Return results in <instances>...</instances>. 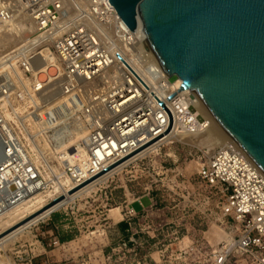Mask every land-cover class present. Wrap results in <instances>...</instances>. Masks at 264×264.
I'll return each instance as SVG.
<instances>
[{
  "label": "built area",
  "instance_id": "1",
  "mask_svg": "<svg viewBox=\"0 0 264 264\" xmlns=\"http://www.w3.org/2000/svg\"><path fill=\"white\" fill-rule=\"evenodd\" d=\"M25 19L32 33L0 57V219L47 189L29 139L55 146L67 134L54 110L41 104L48 94L83 100L73 115L85 129L78 143L82 153L64 171L75 185L106 174L130 155L161 149L172 135L209 127L210 119L197 112L186 91H168L170 79L150 68L143 29H128L108 0H0V28ZM43 49L52 52L58 74L39 67ZM21 105L31 115L25 117ZM198 176L220 191L238 230L207 264H241L238 257L264 264V174L229 144L213 153ZM135 216L126 210L127 219ZM31 253L18 245L14 258L0 264H36Z\"/></svg>",
  "mask_w": 264,
  "mask_h": 264
},
{
  "label": "rangeland",
  "instance_id": "2",
  "mask_svg": "<svg viewBox=\"0 0 264 264\" xmlns=\"http://www.w3.org/2000/svg\"><path fill=\"white\" fill-rule=\"evenodd\" d=\"M1 33L8 41L0 44V57L26 39L22 34ZM45 50L49 51L44 49L41 52L43 57H46ZM41 62L45 63L46 58ZM175 80V77L170 78L171 82ZM53 94H48L43 100ZM21 111L24 116L31 114L26 106H22ZM59 113L57 115L62 114ZM68 140L73 146L79 143L80 136L76 138L72 133ZM36 143L40 149L46 147L42 154L35 153L33 160L43 179L48 180L45 192H51L55 184L64 179L67 166L46 139H39ZM217 150L208 153L206 149L190 148L178 142L161 147L74 198L69 205L76 203L77 218L84 227L73 231V241L54 248L50 241L52 237L44 234V249L42 245L37 247L36 242L41 237L39 228L48 215L26 229L13 244L0 249V261L13 259L20 245L24 250H33L29 257H33L36 264H207L213 251L220 249L229 238L238 237L236 223L224 210L225 198L218 189L207 186L198 176L199 168ZM59 194L41 195L39 204L32 209L44 206ZM140 198L151 199V203L143 199V205H148L144 212L118 225L108 228L102 218L88 217L93 215L92 210H111ZM134 208L140 209L138 206ZM65 209L60 208L54 214L59 215ZM238 259L241 264H252L246 257Z\"/></svg>",
  "mask_w": 264,
  "mask_h": 264
},
{
  "label": "water",
  "instance_id": "3",
  "mask_svg": "<svg viewBox=\"0 0 264 264\" xmlns=\"http://www.w3.org/2000/svg\"><path fill=\"white\" fill-rule=\"evenodd\" d=\"M108 1L128 29L141 23L151 55L181 81L177 92L191 91L264 174V0Z\"/></svg>",
  "mask_w": 264,
  "mask_h": 264
},
{
  "label": "bare ground",
  "instance_id": "4",
  "mask_svg": "<svg viewBox=\"0 0 264 264\" xmlns=\"http://www.w3.org/2000/svg\"><path fill=\"white\" fill-rule=\"evenodd\" d=\"M139 24H140L139 30H141L142 29L141 23L139 22ZM32 31H33V25L29 21V19H25V20H22V21H19L16 23H12V25L7 29L0 28V44L8 41L7 39H5V37L3 38L1 32H5V33L10 32V33H15V34L17 33L18 35H21V34L24 35V38H26V39H22L21 43L23 44L28 39L27 35L32 33ZM143 33H144V31H143ZM145 38H146V36H145ZM146 45L148 47L147 43H146ZM44 53H45L46 57L43 58V62H45V58H46V62L42 64V62L39 58V60H38L39 61L38 62L39 67L41 65L46 64L49 67V69H51V71L49 73L52 76L55 75L56 73L58 74L59 67L55 63V59L53 60L54 57H53L52 52L50 50L49 51L45 50ZM41 57H43V56L41 55ZM150 57H151L150 68L153 71L156 70L158 72H161L166 77V79L169 81L170 77L165 73V71L162 69V67L157 62V60L151 55V53H150ZM180 83H181V81L178 78H176V80L173 82H169V84H166L168 86V91H172L173 89L180 87ZM186 93L189 95V98L193 102L197 112L199 114H201L203 117L210 119L208 117V115L205 113V111L203 110V108L200 106L198 101L196 100V97L193 95V93L189 90L186 91ZM41 104H43V106H45L46 110L48 109V111H50L51 109L54 110V115L56 118V124L62 125L61 130L65 131V133H67L66 136H64L61 139L59 144H57L55 146H53V144H51L53 149L59 154V156H60L59 159H61V161H63L64 166H65V163L67 166V162L72 163L73 158L79 157L80 153H82L78 143L72 146L71 144H69L70 140H68V138L72 135V133H74L76 135V138H79V136H80V139H81V136L85 131L82 124L73 119V115L81 107L80 101L78 100V98L75 94L64 95V94H61L60 92H58V93H55L52 96L48 97L46 101L43 100ZM59 112L62 114H60ZM58 113L60 115H57ZM41 114L45 115L46 112L45 113L41 112ZM29 115H31V114H28L25 117H28ZM31 120H33V121L36 120L35 115L32 116ZM19 121H22V120L20 119ZM47 121H48V119H46V123H47ZM20 127L21 128L23 127L22 123H21ZM59 132L60 131H58L57 133H59ZM23 133L26 136V132L24 131ZM29 141H30V145L33 148L34 152H36V155L38 153H40L43 149L46 148L45 147V148L40 149V148H38L39 142L38 143H36V141L32 142L31 139H29ZM173 142H178V143H181L182 145L188 146L190 148H196L199 150L206 149L208 153L210 150L219 149V148L224 147L225 145L232 144L225 137V135L221 132V130L217 127V125L211 119H210V125L206 130L199 132L195 135H192V134H175V135H172L167 140V142L164 144L170 145ZM188 142L192 143V144H189ZM74 147H76V149H74ZM47 150H48V148H47ZM149 152L150 153H148V151L142 150L139 154H133V155H130V156L122 159L118 165L114 166V168L111 169L110 171H108L106 174H103V175L98 176L96 178L93 177L94 179L91 178L92 181L90 180V183L86 184L84 187L80 188L79 190H77L75 192H72V191L78 185H75L74 182H71L68 178L64 177V179H62L60 182H57L55 184L54 188H52L53 191L49 188L51 190V192H48V191L45 192L47 194H52L53 192H56L58 194L60 193L56 198H52V201L55 199H58L59 197H63L60 201H58L56 204H54L51 207H49L48 205L52 201L45 204L44 206L39 207L36 210H33L32 208L34 207L35 204L38 203L39 197H41V195H43L45 193L44 192H38V193L34 194L28 200H26L22 206L13 210L12 212L7 213L6 215H4L0 219V249L4 250L9 245L13 244V242L15 240H17V238H19L23 235V233L26 229H28L30 226L36 224L37 222L47 218L50 213H52V212H54L60 208L70 207L71 205H69V204L79 194H81L83 192H87L88 190H90L94 186L104 182L108 177H111L114 174H116V172H118L119 170L124 169L129 163L135 161L136 159H138L142 156H149L150 154L155 153L156 150L154 148H151ZM42 153L43 152H41V154ZM146 153H148L149 155L148 154L146 155ZM36 157L38 158L39 156H36ZM45 158H43V159H45ZM36 161H37V159H36ZM47 162H48V160H47ZM45 164H46V161H45ZM47 165H48V163H47ZM48 168H50V166ZM49 170H51V169H49ZM49 172H52V171H49ZM46 176H49V175H46ZM52 176H53V174H52ZM55 179H56V177H55ZM47 181H45V182H47ZM56 181H58V179ZM48 187H49V185H48ZM229 240H230V238L227 240V242H229Z\"/></svg>",
  "mask_w": 264,
  "mask_h": 264
},
{
  "label": "crops",
  "instance_id": "5",
  "mask_svg": "<svg viewBox=\"0 0 264 264\" xmlns=\"http://www.w3.org/2000/svg\"><path fill=\"white\" fill-rule=\"evenodd\" d=\"M143 199H146L148 202L151 203V199L140 198L132 203L122 204L121 206H117L116 208H113L111 210H92L91 212H93V215H90L88 217H98L100 219L102 218V221L105 222V225L109 228L118 225L122 221H125L127 219L125 217V212L127 209L132 208L136 214L144 212L148 205H143ZM135 206H138L140 209L136 210L134 208ZM75 207L76 203H73L72 206L65 209V211H63L62 213H59V215L53 213L46 219V221L43 223V226L39 228V232H41V237L36 242L38 243L37 247H40L42 245V248L44 249L45 246L42 243V241L44 240L42 236H44V234H47L49 237H52L50 241L53 244L51 246H53L54 248L60 246L61 243L73 241L75 237L72 234L73 231L79 230L80 227H84L83 224H81L82 221L78 220L77 218L78 210H76ZM118 216H120L119 220H117Z\"/></svg>",
  "mask_w": 264,
  "mask_h": 264
}]
</instances>
